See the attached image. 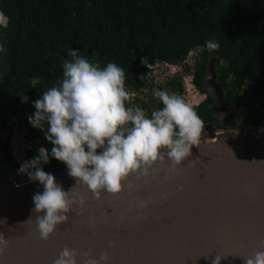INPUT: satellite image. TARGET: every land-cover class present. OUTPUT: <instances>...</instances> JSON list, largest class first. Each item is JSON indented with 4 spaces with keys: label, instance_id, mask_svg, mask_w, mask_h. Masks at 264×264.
Instances as JSON below:
<instances>
[{
    "label": "water",
    "instance_id": "1",
    "mask_svg": "<svg viewBox=\"0 0 264 264\" xmlns=\"http://www.w3.org/2000/svg\"><path fill=\"white\" fill-rule=\"evenodd\" d=\"M76 48L72 38L69 49ZM139 62L136 57L129 78H136ZM216 77L212 58L204 81L212 96V120L232 128L231 133L200 140L178 174L169 171L166 160L146 179L130 176L131 187L125 185L116 197L102 194L96 201L76 189L86 200L83 210L74 206L47 242L36 238L31 212L32 197L43 188L38 182H15L20 166H10L7 148L0 155V233L9 244L0 264H52L66 246L90 251L94 259L106 252L108 264H213L217 257L219 264H244L241 257L264 251V132L235 129ZM52 175L64 191L75 186L67 169ZM141 201L148 206L139 207Z\"/></svg>",
    "mask_w": 264,
    "mask_h": 264
},
{
    "label": "trees",
    "instance_id": "2",
    "mask_svg": "<svg viewBox=\"0 0 264 264\" xmlns=\"http://www.w3.org/2000/svg\"><path fill=\"white\" fill-rule=\"evenodd\" d=\"M0 13L6 19L0 24V108L34 112L33 102L62 78V65L71 59L64 55L69 54L73 38L80 56L102 68L109 62L117 64L126 80L136 57L150 65H172L194 53L191 81L206 96L194 109L204 122L211 114L204 79L214 58L224 100L238 111L232 118L241 114L243 124L250 125L261 118L264 0H0ZM207 40L218 42L219 49L209 53L204 47ZM33 76L40 78L35 88L30 85ZM125 83L134 86L132 81ZM170 88L181 93V78L172 79ZM22 95L27 102L21 101ZM28 127L50 153L52 146L43 132ZM7 148L8 138L0 151ZM36 154L25 150L26 160ZM41 166L51 174L66 169L51 157Z\"/></svg>",
    "mask_w": 264,
    "mask_h": 264
},
{
    "label": "clouds",
    "instance_id": "3",
    "mask_svg": "<svg viewBox=\"0 0 264 264\" xmlns=\"http://www.w3.org/2000/svg\"><path fill=\"white\" fill-rule=\"evenodd\" d=\"M4 19L0 13V21ZM204 47L211 53L220 45L207 40ZM69 56L71 59L62 65V78L33 102L35 111L28 117L29 124L43 132L51 151L39 148L18 169L29 182H38L43 188L33 195L31 209L36 238L43 242L68 221L74 206L78 212L83 210L86 200L76 189H83L96 201L102 194L116 197L125 185L131 187L127 183L130 176L146 179L157 164L166 160L169 171L178 174L177 169L191 156V149L198 147L204 131V121L183 97L167 90H154V97L162 107L148 114L143 107L130 102L133 93L127 90L123 68L111 62L102 68L75 50ZM39 83L38 76L30 78L32 88ZM20 98L27 102V96ZM50 157L63 163L67 175L75 180L69 191H64L54 175L43 170L41 165L48 164ZM164 180L167 182L168 177ZM177 191H183V186L178 185ZM161 198L167 199V194ZM147 206V201L139 203L141 208ZM8 244V239L0 233V255ZM77 257L80 264L109 261L106 252L94 259L90 251L66 246L52 264H77ZM241 258L244 264H264V251L256 250ZM219 259L213 264H219Z\"/></svg>",
    "mask_w": 264,
    "mask_h": 264
},
{
    "label": "rangeland",
    "instance_id": "4",
    "mask_svg": "<svg viewBox=\"0 0 264 264\" xmlns=\"http://www.w3.org/2000/svg\"><path fill=\"white\" fill-rule=\"evenodd\" d=\"M5 22L6 19L0 21V24L4 25ZM193 54L186 57L181 64L167 65L163 62H156L155 64L147 65L146 61H144V65L147 68L145 70L146 75L140 78L143 82L142 87L139 90H134L131 87L128 91L135 94V97L143 101L145 105H148L150 111L157 109L156 106L159 103L154 97V90L162 89L167 90L170 94L174 93L183 97L194 108L204 99L205 95L199 93L191 81L194 66ZM185 66L189 67L190 70L186 71ZM177 77L181 78L182 83V92L179 94L170 88L172 79ZM33 113L31 109L17 111L8 105L0 108V139H9L11 158L19 166L23 161H26L25 150L27 148L36 150L40 148L39 139L32 135L28 127V117ZM15 182L17 184L26 182V175H20ZM0 186H4V183L0 182Z\"/></svg>",
    "mask_w": 264,
    "mask_h": 264
},
{
    "label": "flooded vegetation",
    "instance_id": "5",
    "mask_svg": "<svg viewBox=\"0 0 264 264\" xmlns=\"http://www.w3.org/2000/svg\"><path fill=\"white\" fill-rule=\"evenodd\" d=\"M210 62V61H209ZM147 65H150L148 62H146ZM140 65H144V62H139V65L136 66V70H137V74H136V78H129L128 76V79L126 80L127 82H131L134 83V86L133 85H128L127 86V90L131 89V87H133L134 90H139L140 87H142L141 85H143V82L142 80L140 79L141 77H143V75H146L145 74V70L144 71H141L139 70V66ZM146 67V65H144ZM209 66V64H208ZM147 68V67H146ZM208 69V68H207ZM150 70V69H149ZM206 73H207V70H206ZM206 77V75H205ZM205 81V79H204ZM216 81H217V78H216ZM218 83V82H217ZM138 84V85H137ZM207 93V92H206ZM208 94V93H207ZM209 97H210V106H211V114L210 116L208 117L207 120H205L206 123H204V131L201 135V139L202 141H209L211 139L210 137V133L212 134H218V133H231L232 131V128H230L229 126H225V125H222L218 120H215L213 121L212 118L214 117V114H213V109H212V96L210 94H208ZM206 96H204V99L203 100H206L205 98ZM202 100V101H203ZM201 101V102H202ZM130 102L133 103V104H137V105H140L141 107H143V105L145 103H143V101H141L140 99L136 98L135 97V94H133L131 97H130ZM225 102V106L230 108V111H229V116H230V119H231V122H234L235 123V129L237 131H244L246 130L248 127H254V128H261V129H264V107H262L261 109V118L258 119V121L256 122V124H253V125H250V124H243V119H244V116L243 115H238L234 118H232V114H235L237 113V109L233 108L232 106L230 105H227L226 104V101L224 100ZM148 106V105H147ZM159 107H162V105H160V103H158V105L156 106V108H159ZM148 113L150 114L151 111H150V107L148 106V108H144ZM255 115H258L256 112H254ZM242 117V118H241ZM240 118V119H239ZM253 120V119H252ZM4 146V140H3V144L0 145V147H3ZM39 147H43L41 145H39ZM30 149H33V148H30ZM35 150L36 152H38V150L36 149H33ZM5 151H0V155H2ZM11 161V164H14L13 166H15L14 168H16V166H18L14 161L13 159L11 158L10 159ZM14 178H15V175H14Z\"/></svg>",
    "mask_w": 264,
    "mask_h": 264
}]
</instances>
